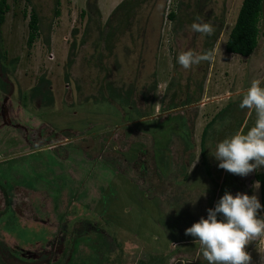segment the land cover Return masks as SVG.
Segmentation results:
<instances>
[{"label":"rangeland","instance_id":"rangeland-1","mask_svg":"<svg viewBox=\"0 0 264 264\" xmlns=\"http://www.w3.org/2000/svg\"><path fill=\"white\" fill-rule=\"evenodd\" d=\"M29 1L6 0L0 24V264H207L185 229L225 191L260 200L261 168L241 177L211 154L255 122L239 104L264 81V11L244 58L224 48L243 0ZM189 50L213 59L185 70ZM43 78L46 107L30 100ZM246 251L264 264V237Z\"/></svg>","mask_w":264,"mask_h":264},{"label":"clouds","instance_id":"clouds-1","mask_svg":"<svg viewBox=\"0 0 264 264\" xmlns=\"http://www.w3.org/2000/svg\"><path fill=\"white\" fill-rule=\"evenodd\" d=\"M194 32L211 36L214 28L196 17L191 24ZM213 59L211 53L197 55L183 51L177 63L185 70L203 61ZM239 107L255 112L253 126L237 130L215 145L211 154L218 161V168L245 177L264 166V81L254 79L242 95ZM254 187L259 189L256 182ZM206 194V190L202 195ZM264 205L256 195L229 191L219 198L214 207L206 210V217L185 229V235L198 242L207 264H250L251 256L246 246L254 239L264 237Z\"/></svg>","mask_w":264,"mask_h":264},{"label":"trees","instance_id":"trees-1","mask_svg":"<svg viewBox=\"0 0 264 264\" xmlns=\"http://www.w3.org/2000/svg\"><path fill=\"white\" fill-rule=\"evenodd\" d=\"M26 2H30V1L26 0ZM58 6H59V2L56 1V8H58ZM8 10H9V7L6 3V0H0V24L4 22V15L7 13ZM263 11H264V0H243L242 1V4L237 14L235 23L228 35L227 41L224 46L226 53L232 54V55H238L244 58H247L251 56V54H253V52L256 50L258 46V40L260 36L259 23H260ZM59 13H60L59 10L56 9L54 11L55 17H58ZM85 15H86V12L82 11L81 17ZM28 17H29V22L27 26L28 27L27 45L31 47L34 44V42L37 40L38 35L40 33V30H39L40 18L36 10L33 7L31 8V14H29ZM168 17H169V20L171 21L175 20V15L173 13H170ZM219 33L220 31H217L216 34H214L213 36L214 40L218 37ZM213 44L214 42H212V45ZM72 47H75V44ZM1 57L2 55H0V58ZM70 62L67 63L69 67L71 65ZM11 63H13L14 65L16 63V60H14V62H11ZM0 71L5 72V69H2ZM39 83L40 84L38 86H35L34 88L30 90V100L32 101L40 97L42 99L43 105H45V107L46 105L49 106L50 102H54L53 96L48 90H44L42 88L44 84L47 85L44 78L41 79ZM45 100L47 101L45 102ZM205 136H206V128L201 133V149H202V144H203ZM202 152L203 151H201V154ZM254 179L256 182H259L260 184V187H259L260 202L262 205H264V166L261 167V171L255 174ZM7 206L10 207L9 199L6 200V207ZM261 213L264 214V211H262Z\"/></svg>","mask_w":264,"mask_h":264}]
</instances>
